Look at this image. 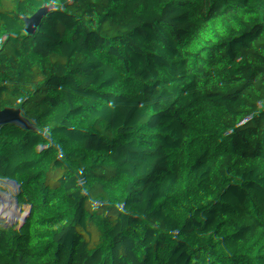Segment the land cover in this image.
<instances>
[{
	"label": "trees",
	"instance_id": "1",
	"mask_svg": "<svg viewBox=\"0 0 264 264\" xmlns=\"http://www.w3.org/2000/svg\"><path fill=\"white\" fill-rule=\"evenodd\" d=\"M3 134L0 264H264V0H0Z\"/></svg>",
	"mask_w": 264,
	"mask_h": 264
},
{
	"label": "built area",
	"instance_id": "2",
	"mask_svg": "<svg viewBox=\"0 0 264 264\" xmlns=\"http://www.w3.org/2000/svg\"><path fill=\"white\" fill-rule=\"evenodd\" d=\"M60 101H63L62 97H60ZM253 159H254L253 156L248 157L247 163H250L251 161H253ZM250 184H252V183L249 180L248 175L246 174L241 179V182H240V186L242 187V191H244L245 187H247ZM253 196H254V201L251 202L250 204H247V206H246L247 213L243 217L239 216V208L234 210V217L232 219L230 229L237 231V232H240L241 227L244 225V223H245V221H247V219H249V218H252V219L264 218V204L261 203V197H260L258 192L257 193L255 192ZM222 235H223L222 237H226L227 232H224ZM2 264H7V259H4Z\"/></svg>",
	"mask_w": 264,
	"mask_h": 264
},
{
	"label": "crops",
	"instance_id": "3",
	"mask_svg": "<svg viewBox=\"0 0 264 264\" xmlns=\"http://www.w3.org/2000/svg\"><path fill=\"white\" fill-rule=\"evenodd\" d=\"M254 193H255V188L253 186V184L248 185L247 187H245L244 191H243V203L242 206L240 208V217H243L246 213H247V204H250L251 202L254 201Z\"/></svg>",
	"mask_w": 264,
	"mask_h": 264
},
{
	"label": "water",
	"instance_id": "4",
	"mask_svg": "<svg viewBox=\"0 0 264 264\" xmlns=\"http://www.w3.org/2000/svg\"><path fill=\"white\" fill-rule=\"evenodd\" d=\"M229 1H231V2L245 1L249 4L250 8L254 10V8H255V6L259 0H229ZM7 137H8V135H6V134L0 135V146L5 141V139Z\"/></svg>",
	"mask_w": 264,
	"mask_h": 264
}]
</instances>
